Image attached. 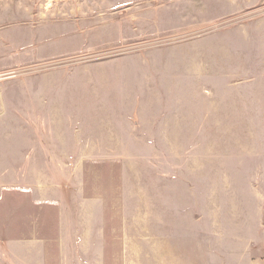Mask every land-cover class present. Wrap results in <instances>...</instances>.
<instances>
[{
	"label": "crops",
	"instance_id": "0c3cea01",
	"mask_svg": "<svg viewBox=\"0 0 264 264\" xmlns=\"http://www.w3.org/2000/svg\"><path fill=\"white\" fill-rule=\"evenodd\" d=\"M220 1L222 17L243 18L185 45L182 124L171 108H161V122L152 108L142 134L158 146L153 165L160 143L168 146V172L180 162L173 146L183 144L190 208L242 210L201 216L183 232L176 225L187 223L175 218L149 232L144 217L96 215L85 166L107 160L127 128L115 132L94 74L28 71L48 61L31 57L33 27L16 24L31 10L0 8V264H264V0ZM210 176L213 187L191 185Z\"/></svg>",
	"mask_w": 264,
	"mask_h": 264
},
{
	"label": "rangeland",
	"instance_id": "374dc122",
	"mask_svg": "<svg viewBox=\"0 0 264 264\" xmlns=\"http://www.w3.org/2000/svg\"><path fill=\"white\" fill-rule=\"evenodd\" d=\"M223 4L220 0H0V8L31 10V16L16 17V24L33 27L37 45L31 57L48 61L28 71L61 69L58 80L68 73L94 74L95 89L107 88V106L116 115L115 132L120 126L127 128V139L111 146L107 160L85 166L89 176L84 182L95 186L100 200L97 216L144 217L149 232L152 222L175 218L176 223H187L176 225L183 232L199 227L193 221L201 216L242 215V210L190 208L189 199L185 202L190 184L183 176V144L173 146L172 159L180 162L176 160L170 166L175 169L168 172V146L160 143V163L156 160L153 165L158 146L153 149L142 137L153 124L152 108H160V122L168 116L161 108H171L175 125L182 124L185 45L243 18L222 17L228 7ZM125 114L127 120L120 123ZM191 180V185L206 189L218 183L212 176Z\"/></svg>",
	"mask_w": 264,
	"mask_h": 264
}]
</instances>
